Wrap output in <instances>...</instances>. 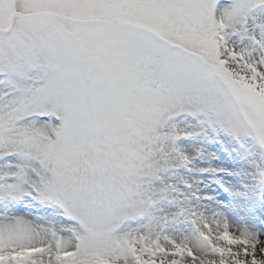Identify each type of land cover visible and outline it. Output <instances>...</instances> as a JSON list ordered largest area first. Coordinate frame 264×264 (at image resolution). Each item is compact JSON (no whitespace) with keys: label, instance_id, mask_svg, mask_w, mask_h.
<instances>
[{"label":"snow or ice","instance_id":"6c2138e0","mask_svg":"<svg viewBox=\"0 0 264 264\" xmlns=\"http://www.w3.org/2000/svg\"><path fill=\"white\" fill-rule=\"evenodd\" d=\"M177 117L264 147V0H0V264L193 259L138 223ZM203 228V264H264Z\"/></svg>","mask_w":264,"mask_h":264},{"label":"rangeland","instance_id":"374dc122","mask_svg":"<svg viewBox=\"0 0 264 264\" xmlns=\"http://www.w3.org/2000/svg\"><path fill=\"white\" fill-rule=\"evenodd\" d=\"M170 123L179 136L168 143L173 158L146 184L151 203L138 223L156 226L162 242L195 253L184 264L205 261L208 248L197 231L204 230L205 221L212 225L208 234L217 244L225 224L237 239L249 234L257 242L255 234L264 239V147L250 137L213 131L192 117H177ZM175 151L187 160L175 158ZM230 217L239 230L227 223ZM234 248L244 251L241 245Z\"/></svg>","mask_w":264,"mask_h":264},{"label":"bare ground","instance_id":"6f19581e","mask_svg":"<svg viewBox=\"0 0 264 264\" xmlns=\"http://www.w3.org/2000/svg\"><path fill=\"white\" fill-rule=\"evenodd\" d=\"M227 223L231 226L234 230H239V225L237 224L236 220L232 219L231 217L228 218ZM261 251H264V249H261Z\"/></svg>","mask_w":264,"mask_h":264}]
</instances>
